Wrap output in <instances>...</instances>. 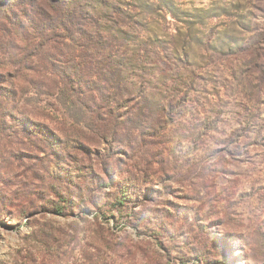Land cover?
<instances>
[{"label":"rangeland","instance_id":"1","mask_svg":"<svg viewBox=\"0 0 264 264\" xmlns=\"http://www.w3.org/2000/svg\"><path fill=\"white\" fill-rule=\"evenodd\" d=\"M11 1L0 264H264V0Z\"/></svg>","mask_w":264,"mask_h":264},{"label":"trees","instance_id":"2","mask_svg":"<svg viewBox=\"0 0 264 264\" xmlns=\"http://www.w3.org/2000/svg\"><path fill=\"white\" fill-rule=\"evenodd\" d=\"M12 6H13V3L11 0H5L4 2L1 1L0 2V13L2 12V14H4V17L9 20L8 21L9 23H12L16 27H18L19 26V16L18 17L13 16L14 12L12 11V8H11ZM7 34H11V33L8 31ZM58 212H61V210H59Z\"/></svg>","mask_w":264,"mask_h":264}]
</instances>
